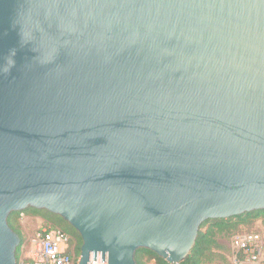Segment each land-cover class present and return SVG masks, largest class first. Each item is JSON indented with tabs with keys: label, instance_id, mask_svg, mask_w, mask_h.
<instances>
[{
	"label": "water",
	"instance_id": "1",
	"mask_svg": "<svg viewBox=\"0 0 264 264\" xmlns=\"http://www.w3.org/2000/svg\"><path fill=\"white\" fill-rule=\"evenodd\" d=\"M0 264L13 212L79 264L184 261L200 226L264 210V0H0Z\"/></svg>",
	"mask_w": 264,
	"mask_h": 264
},
{
	"label": "trees",
	"instance_id": "2",
	"mask_svg": "<svg viewBox=\"0 0 264 264\" xmlns=\"http://www.w3.org/2000/svg\"><path fill=\"white\" fill-rule=\"evenodd\" d=\"M33 214L41 216L45 221L51 222L52 225L60 228L65 233H69L71 237L70 253L74 257L80 255L81 238L79 234L61 217L51 214L46 210L27 209ZM22 212H13L9 215L7 221L10 228L18 234L20 237V244L16 250V259L18 260L19 249L22 243V239L18 228L16 226L17 218ZM260 220L262 223L261 229H256L254 232L264 234V210L247 212L239 216L230 217L227 219H209L203 222L200 226L198 236L195 244L190 251L187 258L179 264H209L217 257L216 251L222 249L217 241V235L224 232H231L236 230L240 226L253 224L254 221ZM47 224V223H46ZM207 227L206 230H203ZM67 228L70 229L67 230ZM69 231V232H68ZM136 264H169L165 260L159 258L157 254L148 249H138L134 255Z\"/></svg>",
	"mask_w": 264,
	"mask_h": 264
},
{
	"label": "built area",
	"instance_id": "3",
	"mask_svg": "<svg viewBox=\"0 0 264 264\" xmlns=\"http://www.w3.org/2000/svg\"><path fill=\"white\" fill-rule=\"evenodd\" d=\"M259 233L235 234L231 238V264H257L264 255V241ZM31 250L17 264H79V257L70 253L71 237L50 224L39 226L30 239ZM96 253L94 264L101 262Z\"/></svg>",
	"mask_w": 264,
	"mask_h": 264
},
{
	"label": "rangeland",
	"instance_id": "4",
	"mask_svg": "<svg viewBox=\"0 0 264 264\" xmlns=\"http://www.w3.org/2000/svg\"><path fill=\"white\" fill-rule=\"evenodd\" d=\"M46 223L52 225L51 222L45 221L41 216L35 215L29 210L19 215V217L17 218L16 226L20 233L22 243L19 249L18 259L22 258L24 255H27L29 253L32 247L30 244V239L32 238L35 230L39 226H42L43 224H46ZM206 228L207 227H204L203 230H206ZM261 228H262L261 221L256 220L253 222V224L240 226L234 231L218 234L217 241L219 245L222 247V249L219 251H216L217 257L214 259V261H212L209 264H231L230 260H231V255H232V245H231L232 236L235 234L252 233L256 229H261ZM67 230L70 231L69 228H67ZM67 234L70 236L69 233ZM260 235L264 239V234L262 233ZM149 264H154V263L151 262ZM257 264H264V255Z\"/></svg>",
	"mask_w": 264,
	"mask_h": 264
},
{
	"label": "clouds",
	"instance_id": "5",
	"mask_svg": "<svg viewBox=\"0 0 264 264\" xmlns=\"http://www.w3.org/2000/svg\"><path fill=\"white\" fill-rule=\"evenodd\" d=\"M15 51H11L9 57L6 59L5 64L2 68H0V72H10L11 69L15 66Z\"/></svg>",
	"mask_w": 264,
	"mask_h": 264
}]
</instances>
